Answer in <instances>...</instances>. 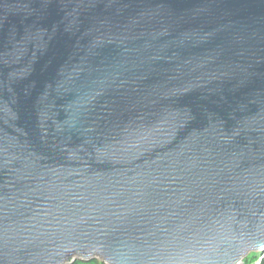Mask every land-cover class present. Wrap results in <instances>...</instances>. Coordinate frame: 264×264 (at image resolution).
<instances>
[{"label": "water", "instance_id": "water-1", "mask_svg": "<svg viewBox=\"0 0 264 264\" xmlns=\"http://www.w3.org/2000/svg\"><path fill=\"white\" fill-rule=\"evenodd\" d=\"M263 252L264 0H0V264Z\"/></svg>", "mask_w": 264, "mask_h": 264}, {"label": "trees", "instance_id": "trees-1", "mask_svg": "<svg viewBox=\"0 0 264 264\" xmlns=\"http://www.w3.org/2000/svg\"><path fill=\"white\" fill-rule=\"evenodd\" d=\"M72 264H105V263L102 262L101 260H98V259H93L90 261H83L80 259H76ZM262 264H264V260H263Z\"/></svg>", "mask_w": 264, "mask_h": 264}, {"label": "rangeland", "instance_id": "rangeland-1", "mask_svg": "<svg viewBox=\"0 0 264 264\" xmlns=\"http://www.w3.org/2000/svg\"><path fill=\"white\" fill-rule=\"evenodd\" d=\"M259 253H251L244 261L246 264L254 263L259 257Z\"/></svg>", "mask_w": 264, "mask_h": 264}, {"label": "built area", "instance_id": "built-area-1", "mask_svg": "<svg viewBox=\"0 0 264 264\" xmlns=\"http://www.w3.org/2000/svg\"><path fill=\"white\" fill-rule=\"evenodd\" d=\"M263 260H264V252L259 255V257L257 258V260L254 263H251V264H262ZM242 264H246V263L243 262Z\"/></svg>", "mask_w": 264, "mask_h": 264}]
</instances>
